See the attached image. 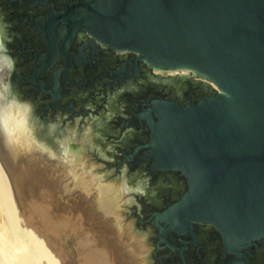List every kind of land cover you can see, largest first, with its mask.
<instances>
[{
  "label": "water",
  "instance_id": "obj_1",
  "mask_svg": "<svg viewBox=\"0 0 264 264\" xmlns=\"http://www.w3.org/2000/svg\"><path fill=\"white\" fill-rule=\"evenodd\" d=\"M87 7L80 26L105 44L137 51L156 68H187L217 87L214 95L186 107L153 100L158 117L149 119L153 164L182 171L188 183L184 194L152 219L162 239L193 221L215 225L230 248L264 237V0H92ZM29 116L38 150L60 160L55 156L70 136L52 123L51 137L59 145L54 148L36 135L30 108ZM3 148L13 158L0 138ZM90 151L83 146V156L93 155ZM1 161L13 181L22 176ZM103 176L95 181L111 174ZM128 184L122 182L123 197H131L121 213L137 223L142 202L136 193L145 184L136 189ZM26 207L22 214L29 221ZM145 236L152 264L149 232Z\"/></svg>",
  "mask_w": 264,
  "mask_h": 264
},
{
  "label": "flooded vegetation",
  "instance_id": "obj_2",
  "mask_svg": "<svg viewBox=\"0 0 264 264\" xmlns=\"http://www.w3.org/2000/svg\"><path fill=\"white\" fill-rule=\"evenodd\" d=\"M91 1L0 0V41L16 60L12 81L29 103L32 121L49 139L56 123L64 137L89 146L101 168L114 171L111 176L124 173L128 182L146 185L136 193L142 207L135 214L138 227L149 232L152 264H264V237L230 248L215 225L193 221L184 231L169 230L165 241L152 224L188 188L182 171L153 164V100L186 107L217 87L187 68H156L137 51L99 40L80 26ZM81 150L70 144L64 162L83 165Z\"/></svg>",
  "mask_w": 264,
  "mask_h": 264
},
{
  "label": "rangeland",
  "instance_id": "obj_3",
  "mask_svg": "<svg viewBox=\"0 0 264 264\" xmlns=\"http://www.w3.org/2000/svg\"><path fill=\"white\" fill-rule=\"evenodd\" d=\"M35 126V130L37 133L36 135L41 138L42 141L50 142L51 145H54V148H59V145L54 142L53 137L49 139L48 137L40 133V131L38 130V124H35ZM28 129H30L29 125ZM74 142H77V148L82 149L81 154L83 165L71 167L64 164L63 161L65 156L62 154H65L68 146L70 144H73ZM67 144L68 145L63 148V150L59 154L57 153V156H55H59V158L61 156V162H59L60 160L56 158H49L51 154H49L48 152L42 154V152L38 150V147L32 149L31 151L21 152V155L16 160L10 157L6 148H3L2 152L0 151L1 167L3 166V170H5V172L7 173L10 182V188L13 192L14 197L13 198L8 192V188L5 183L6 180H4V177L0 171V264H43L45 261H48L47 256H45L43 250L32 248L29 245V238H27V236L21 231H16L18 224L16 222V209L14 208L12 202V200L14 199L21 214L24 209H27L26 206L30 207L28 209H30V213L33 215L32 219L29 220L31 223H34L36 227L45 226L46 231L43 234H45L46 238L49 239V243L53 246L56 253L59 255L62 263L88 264L91 261L90 256L93 255V251H90L88 249L85 244L86 242H84V239L87 232L94 231L100 239V247H116L118 253L120 255H123L121 256L122 264H130V261L126 258L127 256H124L127 249H123V246L115 243V241H113V237L108 234L106 230L97 226V220H99L100 218L103 220L104 218L98 216H96L97 219L95 218L94 214L96 210H94L92 203L94 202L93 200H95L98 194V192L96 191V187L99 184H113L115 187L120 188L122 190V193L124 194L121 184L123 181H127V179H125V176L119 179L118 183L115 182L116 178H118L121 174L124 175V173L114 174L104 181H96L93 185V191L90 192L89 195H87L84 191L74 186L72 181V170L77 174H81L83 173V171L86 172V178L89 180L93 177L104 178L103 175L113 174L114 171L109 168L102 169L101 167L103 166V164L97 161L94 158V155L87 154L86 156H83L84 145L79 143V141L69 140ZM42 148L43 147H41V149ZM44 150L46 151V149ZM2 157L5 158L8 163L10 162L8 165L13 171L22 172V176L16 178L13 181L9 176L5 165H3L1 161ZM99 168L101 170H98ZM128 183L130 188L133 189L136 188V185L139 182L138 179H135ZM1 187H4V190ZM145 189L146 185L144 187V190ZM4 193L6 194L3 195ZM123 194L121 202L122 210L125 209L123 206L124 202L131 197V195L123 197ZM35 206H38L39 210H35ZM96 214H98L97 211ZM121 214V219L123 218L122 223L127 227V229L131 226V228H134V231L136 230L138 232V236L144 237L146 235L147 231L140 229L137 223H132V220H134L135 217L127 218L126 214ZM44 216L46 217L45 221L42 220ZM80 216L84 221V232L80 228V223L77 224L78 226L73 225L81 218ZM23 217L25 218V216ZM66 218H70L71 220L69 227L62 226V223ZM11 220L16 223V225L13 224V228H15L16 233H18L19 231V240L16 241L17 243L19 242L18 244L11 242L12 240L10 239L11 232L7 227L9 223H12ZM107 220L104 219L103 221L107 222L109 225V222H111L112 219ZM6 221L8 222L6 223ZM87 228L88 230H86ZM42 230H38L39 234H41L40 231ZM126 239L127 241L129 240L128 234L124 235L123 242H125ZM150 248H152V246Z\"/></svg>",
  "mask_w": 264,
  "mask_h": 264
},
{
  "label": "bare ground",
  "instance_id": "obj_4",
  "mask_svg": "<svg viewBox=\"0 0 264 264\" xmlns=\"http://www.w3.org/2000/svg\"><path fill=\"white\" fill-rule=\"evenodd\" d=\"M28 113H29V111H28ZM18 118L21 120V122L23 124L22 131L13 139L12 142H7L4 140L15 160L19 158V156L21 155V152L31 151L32 149H34V143H33L32 137H31V132L28 129L27 110L22 109L21 112L18 113ZM29 120H30V116H29ZM67 145H65L64 148ZM63 155L66 156V154H63ZM73 162H75V159L69 160V163H71L70 164L71 167L75 166L72 164ZM64 164L68 166V163L64 162ZM2 167H1V163H0V171L4 177V180H6L5 183H6V186L8 188V192L13 197V192L10 188V182H9L7 173L5 172V170H3ZM71 173H73L72 174V181H73L74 186L76 188L81 189L87 195H89L90 192L93 191V185L96 182L95 178L93 177L90 180L87 179L86 178V176H87L86 172H84V171L81 174H77L76 172H73V170H72ZM116 183H118V182H116ZM1 188L4 190V187H1ZM122 188H123V186H122ZM133 189H136V188H133ZM96 191L98 192V194H97L95 200H93L94 202H92L94 210H96L98 213V214H96V211H95V214H96V215L94 214L95 218H96V216H98V217L104 218L105 220L112 219L111 222H109L110 224L108 225L107 222L103 221L104 219L102 220L101 218L100 219L98 218L100 221L99 220H97V222L95 221L97 223V226L106 230L108 232V234H110L113 237V241H115V243L120 244V246H123L124 247L123 249H125V248L127 249L125 251L124 256L125 257L127 256L126 258L130 261V264H148L147 258L149 256L150 249L147 248V246L145 244L146 236H144V237L135 236L133 231H132L131 226H130V228L127 229V227L124 226V224L122 223L123 222L122 221L123 218L121 219V217H122L121 216L122 215L121 214V207H122L121 202H122V194H123L122 190L120 188L115 187L113 184H106V185L99 184L96 187ZM124 191H125V189L123 188V192ZM9 193H8V195H9ZM5 194L6 193H4L3 195H5ZM12 202H13L14 208L16 209V222L18 224L16 231L17 230L21 231L22 233H24L27 236V238H29V245L32 248H38V249L43 250V252H44L45 256H47V260H48L47 262L44 260L45 264H64V262L62 263L59 255L56 253L55 249L49 243V241H47V239H45L41 234H39L38 227H36V225L34 223L27 221L23 217V214H21V212L18 209V206L15 203L16 202L15 199L12 200ZM28 210L30 211V209H28ZM35 210H39L38 206L37 207L35 206ZM13 214H14V210H13ZM30 216H31L30 217V219H31L33 217V215H30ZM82 217L80 219L78 218L79 222L77 221L73 225L78 226L77 224L80 223L81 224L80 228L84 232L85 226H84V221H83ZM4 219H6V218H4ZM7 222L8 221H6V223ZM4 223H5V221H4ZM70 223H71L70 218H66L63 221L62 226L69 227ZM9 224H8L7 228L10 229V232H11V237H10V239L12 240L11 242L17 243L16 241L19 240V235H18L19 231H18V233H16L15 228H13V224L16 225V223H14L12 221V223H9ZM86 230H88V228ZM42 231L45 232L46 230H42ZM93 232H87V234H85V239H84L85 240L84 242H86L85 244L88 247V249L90 251H93V255L90 256L91 261L88 264H122L121 256H123V255H120L118 253V250L116 249V247H114V246L113 247L111 246L108 248H107V246H103V248L100 247V245H99L100 239H99L98 235L95 232L94 233ZM125 234H128L129 240L127 241V239H126L127 242L126 241L123 242ZM111 240H112V238H111ZM41 263H43V262H41Z\"/></svg>",
  "mask_w": 264,
  "mask_h": 264
},
{
  "label": "clouds",
  "instance_id": "obj_5",
  "mask_svg": "<svg viewBox=\"0 0 264 264\" xmlns=\"http://www.w3.org/2000/svg\"><path fill=\"white\" fill-rule=\"evenodd\" d=\"M0 31H3V25H0ZM15 70V58L4 42L0 41V138L7 142H12L22 131L23 124L18 113L30 108L26 101L19 98L14 88L12 75Z\"/></svg>",
  "mask_w": 264,
  "mask_h": 264
}]
</instances>
